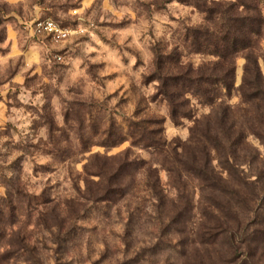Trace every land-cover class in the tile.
<instances>
[{"label":"rangeland","instance_id":"rangeland-1","mask_svg":"<svg viewBox=\"0 0 264 264\" xmlns=\"http://www.w3.org/2000/svg\"><path fill=\"white\" fill-rule=\"evenodd\" d=\"M43 18L70 35H35ZM198 26L220 20L180 0H0V264H264V140L237 90L242 53L213 103L187 92L174 121L158 94L160 55L174 72L217 59L195 52ZM254 52L264 73V23ZM225 108L244 137L232 166L209 150L218 189L179 161Z\"/></svg>","mask_w":264,"mask_h":264},{"label":"trees","instance_id":"trees-1","mask_svg":"<svg viewBox=\"0 0 264 264\" xmlns=\"http://www.w3.org/2000/svg\"><path fill=\"white\" fill-rule=\"evenodd\" d=\"M190 2L196 9L205 13L206 19L220 20L219 33L211 31L207 26L192 28V44L195 52L207 53L217 59L199 65L196 68L180 67L175 72L166 67L159 56L154 78L158 81V94L163 96L170 105L171 117L188 115L182 109L183 94L193 92L206 102L213 103L217 87L224 88L230 93L234 88V56L241 52L245 62L241 83L237 90L245 105L246 122L251 130L264 140V73L254 52V37L263 26L264 19L259 5L264 0H180ZM215 88V89H214ZM186 101V100H185ZM225 108L221 114L214 112V118L206 120L201 132L200 154L186 151L179 161L186 172H192L203 180L213 183L214 188L228 189L222 175L215 173L209 155V150H218L220 156H226V163L230 165L229 157L237 158L238 145L242 143L243 132L231 131ZM259 127L255 128L253 124ZM200 122L195 120L190 128L189 143L195 141L194 134L199 130ZM221 131H220V130ZM197 140V139H196ZM228 145V146H227ZM232 166V165H230ZM225 169V167H224ZM180 173V172H178ZM236 193V190H233Z\"/></svg>","mask_w":264,"mask_h":264},{"label":"built area","instance_id":"built-area-1","mask_svg":"<svg viewBox=\"0 0 264 264\" xmlns=\"http://www.w3.org/2000/svg\"><path fill=\"white\" fill-rule=\"evenodd\" d=\"M30 27L35 35H46L56 41L65 40L71 32L52 18L36 19Z\"/></svg>","mask_w":264,"mask_h":264}]
</instances>
